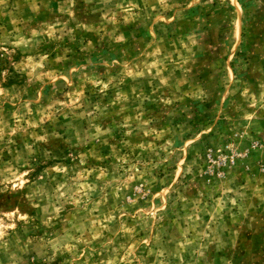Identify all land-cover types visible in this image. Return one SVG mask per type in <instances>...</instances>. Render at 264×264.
Instances as JSON below:
<instances>
[{
    "label": "rangeland",
    "instance_id": "obj_1",
    "mask_svg": "<svg viewBox=\"0 0 264 264\" xmlns=\"http://www.w3.org/2000/svg\"><path fill=\"white\" fill-rule=\"evenodd\" d=\"M264 0H0V264H264Z\"/></svg>",
    "mask_w": 264,
    "mask_h": 264
},
{
    "label": "built area",
    "instance_id": "obj_2",
    "mask_svg": "<svg viewBox=\"0 0 264 264\" xmlns=\"http://www.w3.org/2000/svg\"><path fill=\"white\" fill-rule=\"evenodd\" d=\"M263 156H264V153H263Z\"/></svg>",
    "mask_w": 264,
    "mask_h": 264
}]
</instances>
